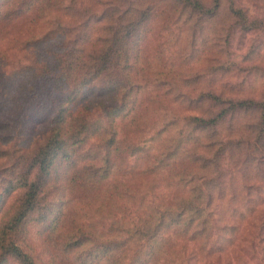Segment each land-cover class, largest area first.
<instances>
[{
	"label": "trees",
	"instance_id": "trees-1",
	"mask_svg": "<svg viewBox=\"0 0 264 264\" xmlns=\"http://www.w3.org/2000/svg\"><path fill=\"white\" fill-rule=\"evenodd\" d=\"M168 1L209 16L220 4ZM142 2L123 11L135 13L126 25L101 15L90 31L87 19L53 36L62 0H0V23H46L47 31L15 39L43 51L31 61L37 74L74 83L33 152L0 179V264H212L214 256V264H264V215L242 252L253 263L232 255L245 221L264 205V89L257 98L200 90L186 98L197 112L143 121L144 84L129 61L154 12ZM228 11L243 30L264 26L241 4L231 1ZM95 81L111 100L80 105L71 90Z\"/></svg>",
	"mask_w": 264,
	"mask_h": 264
},
{
	"label": "rangeland",
	"instance_id": "rangeland-1",
	"mask_svg": "<svg viewBox=\"0 0 264 264\" xmlns=\"http://www.w3.org/2000/svg\"><path fill=\"white\" fill-rule=\"evenodd\" d=\"M62 1V6L54 11L59 23L51 33L53 36L60 31L75 33L78 25L87 19L89 22L84 28L90 31L101 15L113 19L114 27L126 25L135 13L123 11L142 0ZM202 1L207 6L212 5V0ZM231 1L241 4L250 17L264 19V0H220L218 9L211 16L184 11L178 2L173 9L168 0L138 3L154 5V12L143 22L140 36L130 38L129 61L134 64L133 77L144 84L139 96L143 121L164 111L167 112L160 116L197 112L188 106L186 98L200 90L223 89L231 96H261L264 89V26L241 29L228 11ZM39 21L29 24L23 17H17L0 23V135L8 134L7 139H0V179L18 171L21 161L33 152L50 127L56 105L65 100L70 85H74L73 82L58 83L47 74H37L38 69L31 61L39 60L43 51L15 42L30 30L47 31L46 23ZM94 83L71 90L72 95L80 98V105L111 100V96H102L99 82ZM157 120L145 129L146 133L160 126L162 120L158 123ZM226 125L225 121L221 133L227 132ZM143 135L138 134L137 139ZM167 135L162 134V139ZM263 215L264 205L245 221L241 239L232 251L237 259L253 263L251 256H242V252L244 245L249 244L248 234L253 235L258 230ZM226 256L223 253L219 257L224 259ZM216 260L217 256H214L209 262L214 264ZM193 261L199 260L194 258Z\"/></svg>",
	"mask_w": 264,
	"mask_h": 264
}]
</instances>
